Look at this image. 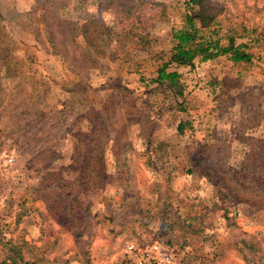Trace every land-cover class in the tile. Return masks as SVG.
Masks as SVG:
<instances>
[{"label":"rangeland","instance_id":"374dc122","mask_svg":"<svg viewBox=\"0 0 264 264\" xmlns=\"http://www.w3.org/2000/svg\"><path fill=\"white\" fill-rule=\"evenodd\" d=\"M186 1L0 0V229L25 260L264 264V208L225 180L264 162V0H201L253 60L179 68L177 98L150 80Z\"/></svg>","mask_w":264,"mask_h":264},{"label":"trees","instance_id":"16d2710c","mask_svg":"<svg viewBox=\"0 0 264 264\" xmlns=\"http://www.w3.org/2000/svg\"><path fill=\"white\" fill-rule=\"evenodd\" d=\"M185 6L186 12L182 27L172 31L173 44L168 58L157 68L156 78L150 80V83L155 84L157 88L165 86L167 89L172 90L174 97L177 98H182L184 92L181 74L178 72L179 68H193L196 61L202 63L219 57H227L235 64H250L253 60L252 54L248 52L249 46L247 43H237L236 37L230 34H221L220 29L217 27L211 29V26L214 25V18L204 9L201 0H187ZM195 7H199L200 10L195 11ZM190 12H194V14ZM196 20L200 22V25ZM177 131L182 134L183 123L180 122L177 125ZM167 148L168 146L164 141H158L154 145L156 163L163 165L167 162ZM227 169L225 180L239 201L254 210L263 209L264 162L254 166L241 164L237 170L231 167H227ZM90 171L93 175V185L96 186L100 179L99 175L104 171L94 167ZM79 174L82 175L83 172L81 171ZM244 174H248L247 178L251 175L256 179V182L251 181L254 187H245L241 177ZM240 244L242 245L241 250L244 249L248 255L256 258L258 263L261 256L256 243L242 235ZM0 246L7 252V257L1 264H66L63 261L49 263L45 257L25 260L23 252L31 254V250L26 247L25 243L18 245L5 240L1 229Z\"/></svg>","mask_w":264,"mask_h":264},{"label":"built area","instance_id":"2783aa9c","mask_svg":"<svg viewBox=\"0 0 264 264\" xmlns=\"http://www.w3.org/2000/svg\"><path fill=\"white\" fill-rule=\"evenodd\" d=\"M12 160L10 159L9 162H11ZM160 257H161V260L163 262H166V263H171L172 261V256H171V253L167 252V251H161L160 252Z\"/></svg>","mask_w":264,"mask_h":264}]
</instances>
